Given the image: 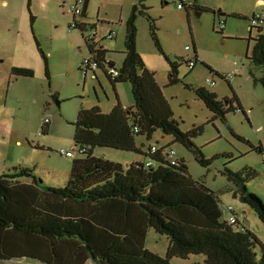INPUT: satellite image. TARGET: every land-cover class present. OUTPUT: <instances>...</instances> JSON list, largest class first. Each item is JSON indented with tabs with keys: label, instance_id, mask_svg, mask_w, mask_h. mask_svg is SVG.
Returning <instances> with one entry per match:
<instances>
[{
	"label": "rangeland",
	"instance_id": "1",
	"mask_svg": "<svg viewBox=\"0 0 264 264\" xmlns=\"http://www.w3.org/2000/svg\"><path fill=\"white\" fill-rule=\"evenodd\" d=\"M4 1L8 2L7 9ZM257 1L187 0V6L181 9L178 0H90L88 21L96 25L100 43L112 51L107 58L120 67L127 19L135 5L145 8L136 22L137 51L154 72L181 130L203 127L193 143L202 149L205 159H213L212 164L203 167L193 153L181 144L171 143L173 138L160 131L150 141L140 138L139 142L160 148L171 143L177 156L186 161L190 176L218 194L225 216L233 208L239 221L264 245L263 222L254 210L234 198L236 187L223 175L226 167L234 173L245 168L253 170L255 178L247 187L264 203V87L260 83L264 68L249 60L259 34L257 29L249 30V18L264 10L257 9ZM75 3L31 0L30 13L36 18L31 26L28 0H0V174L13 173L16 166L29 168L43 188L65 187L68 182L74 159L66 158L61 150L74 149L75 122L81 108L97 106L109 113L116 106V94L121 104L134 105L129 83L119 84L114 90L109 79L98 71L99 80L93 75L84 80L81 63L89 53L79 30L69 28L74 22L69 7ZM148 19L154 24L165 57L178 64V85H168L170 64L153 42ZM221 22L225 24L222 31L218 29ZM111 29L117 33L116 39L109 40ZM261 31L264 34V27ZM195 52L197 62L191 70L185 61L192 60ZM42 53L48 60L50 79L45 75ZM13 67L32 69L34 76H13ZM228 74H233L230 82L221 80L219 75ZM209 79L216 83L214 87L207 82ZM201 87L216 93L221 101L236 96L243 112H230L225 121L212 120L214 114L194 93ZM238 105L234 102L236 108ZM45 118H50L52 124L43 133ZM258 147L263 152L253 149ZM94 154L126 167L135 160L148 161L140 154L111 148H95ZM168 241L150 228L145 247L165 258ZM255 252L259 259V244ZM88 264L96 263L90 260ZM171 264H205V258L190 255L187 259L173 258Z\"/></svg>",
	"mask_w": 264,
	"mask_h": 264
},
{
	"label": "trees",
	"instance_id": "2",
	"mask_svg": "<svg viewBox=\"0 0 264 264\" xmlns=\"http://www.w3.org/2000/svg\"><path fill=\"white\" fill-rule=\"evenodd\" d=\"M178 1L182 8L187 6V0ZM88 3L86 0L81 17H86ZM30 6L28 0V11ZM193 9L200 11L196 6ZM144 10L135 5L127 19L120 67L106 60L108 52L95 41V27L77 22L74 17V29L83 36L87 58L96 64V69H92L82 62L84 70L80 71H90L94 76L96 71L101 72L114 90L119 84L129 83L134 105L124 107L116 94V106L109 113L97 106L81 108L73 136L74 160L65 187L43 188L32 169L19 166L14 167L13 173L0 174V264L23 258L35 262L32 264H86L88 260L96 264H171L173 258L187 259L190 255H203L205 264H264V245L257 236L246 227L240 230V221L235 225L229 222L231 214H238L231 210L225 216L218 194L190 176L186 161L177 156L173 165L169 159L173 143L187 148L203 167L210 166L213 160L205 159L202 149L193 143L203 127L181 130L154 72L146 67L137 51L136 22ZM30 19L32 26V14ZM149 28L156 48L164 55L151 21ZM258 31L249 60L264 68V34L260 28ZM197 57L195 52L192 60L185 62L195 65ZM42 58L45 75L50 79L47 57L42 54ZM165 59L171 68L168 85H178V64ZM11 74L22 78L34 76L32 70L22 68H13ZM260 83L264 87V75ZM194 93L214 114L212 120L225 121L228 113L243 112L236 96L221 101L205 87L195 89ZM234 102L239 104L238 108ZM49 125L44 123L43 133ZM157 131L171 136L173 141L161 148L156 145V152L151 153L152 146L143 143L142 147L139 139L150 141ZM95 148L140 154L148 161L126 167L96 157ZM253 149L263 152L261 147ZM149 161L153 164L148 166ZM223 175L236 187L234 198L254 210L264 224V203L247 187L256 173L249 168L234 173L226 167ZM28 180L31 183L25 182ZM150 228L168 238L165 258L146 249ZM256 244L261 248L259 259Z\"/></svg>",
	"mask_w": 264,
	"mask_h": 264
},
{
	"label": "built area",
	"instance_id": "3",
	"mask_svg": "<svg viewBox=\"0 0 264 264\" xmlns=\"http://www.w3.org/2000/svg\"><path fill=\"white\" fill-rule=\"evenodd\" d=\"M84 0H76V3L73 4L71 7H69V12L75 17V18H80L81 15H82V10L84 8ZM179 8L182 9L181 6H179ZM262 25H264V10L263 11H260V12H256V13H253L252 16L249 18V29H258L260 28ZM72 28H74V24L71 25ZM224 27H225V24L223 22L220 23V26L218 27L219 30H224ZM92 38V37H90ZM83 63H84V66H89L90 68L92 69H96V64L94 63H91L89 61L88 58H85L83 60ZM188 67L192 70L194 69L195 65L194 63H189L188 64ZM84 70V69H83ZM87 72L89 71H86L85 73L82 72V75H83V78H86L87 77ZM114 76H117L118 73L117 72H114V71H111ZM224 79H233V74H228L227 76H224ZM212 87H214L216 85V83L212 80V79H209L207 81ZM44 123L45 124H50L51 123V119L50 118H45L44 120ZM138 131V130H136ZM157 150V146L156 145H153L152 148H151V153H155ZM61 154L64 155L66 158L68 159H72L74 157V152L73 151H65L64 149L61 150ZM168 156H169V159L171 160L172 164H176V160H177V153L173 150V149H170L168 151ZM153 162L152 161H149L147 163V165H152ZM231 210L233 211V208H231ZM228 220L230 223H232V225H235L239 222V217L237 215H230L228 217ZM243 228H245V226L241 227L240 230H243Z\"/></svg>",
	"mask_w": 264,
	"mask_h": 264
},
{
	"label": "crops",
	"instance_id": "4",
	"mask_svg": "<svg viewBox=\"0 0 264 264\" xmlns=\"http://www.w3.org/2000/svg\"><path fill=\"white\" fill-rule=\"evenodd\" d=\"M86 0H84V2H85ZM256 6H257V9H263L264 8V0H258L257 1V3H256ZM3 7L5 8V9H7V7H8V2L7 1H4L3 2ZM89 8H90V0H89V3H88V8L86 9V11H85V15H86V17H81V18H76L75 20L77 21V22H80V21H83L85 24H87V25H90V26H93V27H95V31H96V39H95V41L99 44V46L100 47H102L104 50H106L107 52H112V51H110V49L109 48H107V47H104L101 43H100V41L98 40L99 38H98V29H96V25H93L92 23H90L89 21H88V10H89ZM30 11V10H29ZM30 13V12H29ZM256 13V12H255ZM32 14V13H31ZM30 14V15H31ZM35 18V17H34ZM36 19V18H35ZM35 19H34V21H35ZM73 19H74V16H73ZM74 23V22H73ZM72 23V24H73ZM263 27H264V25H262L261 27H260V30H262L263 29ZM70 28V27H69ZM224 29H225V27H224ZM70 30H74V28H70ZM250 31H252V29H249ZM258 30V29H257ZM80 32V31H79ZM81 33V32H80ZM82 35V34H81ZM83 37V36H82ZM108 38H109V40H113V39H116L117 38V33L115 32V30L114 29H111L110 31H109V36H108ZM34 39H35V43L37 44V46H38V48L40 47V45H39V43H38V41H37V39L34 37ZM83 39V38H82ZM84 40V39H83ZM102 45V46H101ZM86 47V46H85ZM136 48H137V42H136ZM121 52H123V51H121ZM43 54V53H42ZM107 55L108 54H106L105 55V58H106V60L107 61H111V62H114V64H116V62L112 59V58H107ZM85 58H87V56L86 57H84V59ZM83 59V60H84ZM83 60H82V62H83ZM82 64V63H81ZM13 68H22V67H13ZM12 68V69H13ZM195 68V67H194ZM11 69V70H12ZM22 69H28V70H32V69H29V68H22ZM33 71V70H32ZM92 72H87V77L86 78H84V80L85 81H87V79H88V76H90V75H93V74H91ZM224 77V76H223ZM93 78H95V79H98V74H97V71H96V76H94L93 75ZM99 80V79H98ZM226 82H230L228 79H226L225 80ZM122 105L124 106V107H128V108H131V107H133V105H129V106H127V105H124L123 103H122ZM50 124H52V122L50 123ZM47 129H49V126H47V127H45V129L44 130H46V131H48ZM20 144V143H19ZM141 145H142V147H144L143 146V143L141 142ZM67 151H71V150H67ZM139 161H141V160H135L134 162H132V163H135V162H139ZM131 163V164H132ZM128 166V165H127ZM26 183H31L30 182V180H28V181H25ZM242 223V222H241ZM243 225V224H242ZM244 226V225H243ZM246 227V226H245ZM247 228V227H246ZM27 262V263H26ZM88 262H90V260H88L87 262H86V264H88ZM31 263V260L30 259H27V258H23V259H19V260H12V261H9V262H5V263H3V264H30ZM95 263V262H94ZM32 264V263H31Z\"/></svg>",
	"mask_w": 264,
	"mask_h": 264
}]
</instances>
